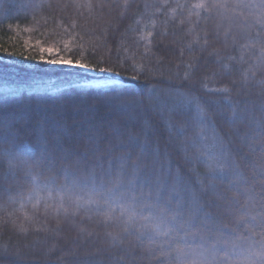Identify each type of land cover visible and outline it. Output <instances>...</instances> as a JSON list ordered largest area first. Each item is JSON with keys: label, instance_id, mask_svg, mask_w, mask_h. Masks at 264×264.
<instances>
[{"label": "trees", "instance_id": "1", "mask_svg": "<svg viewBox=\"0 0 264 264\" xmlns=\"http://www.w3.org/2000/svg\"><path fill=\"white\" fill-rule=\"evenodd\" d=\"M0 264H264V0H0Z\"/></svg>", "mask_w": 264, "mask_h": 264}, {"label": "rangeland", "instance_id": "2", "mask_svg": "<svg viewBox=\"0 0 264 264\" xmlns=\"http://www.w3.org/2000/svg\"><path fill=\"white\" fill-rule=\"evenodd\" d=\"M57 67L77 69L78 71L88 74L90 76V79L84 83V85L86 86L103 87L118 84L120 82V79L116 76H113L111 74L96 73L81 66L57 65Z\"/></svg>", "mask_w": 264, "mask_h": 264}, {"label": "clouds", "instance_id": "3", "mask_svg": "<svg viewBox=\"0 0 264 264\" xmlns=\"http://www.w3.org/2000/svg\"><path fill=\"white\" fill-rule=\"evenodd\" d=\"M108 195H119V192L117 191V189L113 188V189H109L107 192ZM65 196V194L61 195V198L63 199ZM138 199V198H137ZM77 202H82L84 203L85 200H87V198L85 196H77L76 197ZM97 203L99 202L98 199L96 201ZM156 219L160 222L161 225L164 224V220L162 217H156ZM113 221L119 220L122 223H128L129 221L127 219H125V216L123 214H113L112 217Z\"/></svg>", "mask_w": 264, "mask_h": 264}, {"label": "snow or ice", "instance_id": "4", "mask_svg": "<svg viewBox=\"0 0 264 264\" xmlns=\"http://www.w3.org/2000/svg\"><path fill=\"white\" fill-rule=\"evenodd\" d=\"M51 53L52 50H47ZM50 63H54V64H59V65H71V66H83V65H80L74 61H70V60H53V61H49Z\"/></svg>", "mask_w": 264, "mask_h": 264}]
</instances>
